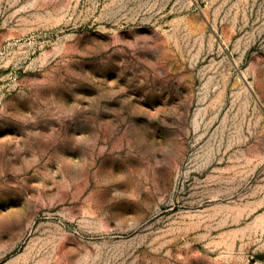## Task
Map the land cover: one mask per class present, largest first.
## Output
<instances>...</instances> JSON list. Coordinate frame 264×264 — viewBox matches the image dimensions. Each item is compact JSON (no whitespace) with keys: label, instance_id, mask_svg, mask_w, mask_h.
<instances>
[{"label":"rangeland","instance_id":"1","mask_svg":"<svg viewBox=\"0 0 264 264\" xmlns=\"http://www.w3.org/2000/svg\"><path fill=\"white\" fill-rule=\"evenodd\" d=\"M0 264H264V0H0Z\"/></svg>","mask_w":264,"mask_h":264}]
</instances>
